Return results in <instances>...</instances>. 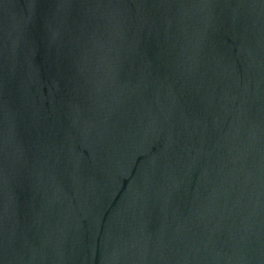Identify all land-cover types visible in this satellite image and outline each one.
<instances>
[{
  "label": "water",
  "instance_id": "1",
  "mask_svg": "<svg viewBox=\"0 0 264 264\" xmlns=\"http://www.w3.org/2000/svg\"><path fill=\"white\" fill-rule=\"evenodd\" d=\"M0 264H264V0H0Z\"/></svg>",
  "mask_w": 264,
  "mask_h": 264
}]
</instances>
